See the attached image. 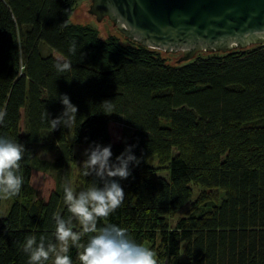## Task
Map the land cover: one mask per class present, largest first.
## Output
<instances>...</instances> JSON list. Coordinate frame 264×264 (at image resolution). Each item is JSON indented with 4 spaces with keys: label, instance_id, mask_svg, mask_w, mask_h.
Instances as JSON below:
<instances>
[{
    "label": "trees",
    "instance_id": "obj_1",
    "mask_svg": "<svg viewBox=\"0 0 264 264\" xmlns=\"http://www.w3.org/2000/svg\"><path fill=\"white\" fill-rule=\"evenodd\" d=\"M79 1L0 0V109L6 111L0 136L26 149L24 183L4 213L0 194V264H27L22 248L31 234L51 242L54 214L69 215L63 187L70 165L83 190L97 182L81 175L74 144H112L113 158L123 151L125 142L111 140L110 121L129 128L126 143L136 145L141 163L122 182L123 203L98 228L127 229L148 244L157 264H264V43L173 65L165 53L118 32L123 40L73 23ZM42 44L59 58L42 54ZM61 58L72 63L63 74L55 68ZM60 94L77 106V117L51 131L43 113L62 112ZM38 146L57 157L40 158ZM32 170L53 175L46 201L33 195ZM192 186L202 192L171 226L169 218L192 199ZM213 190L223 192L219 203L205 194ZM73 228L79 230L78 222ZM79 253L70 249L73 264H80Z\"/></svg>",
    "mask_w": 264,
    "mask_h": 264
},
{
    "label": "clouds",
    "instance_id": "obj_2",
    "mask_svg": "<svg viewBox=\"0 0 264 264\" xmlns=\"http://www.w3.org/2000/svg\"><path fill=\"white\" fill-rule=\"evenodd\" d=\"M70 52H77L75 42L71 43ZM55 68L63 74L72 68V63L61 58ZM57 100L62 105L58 116L50 118L46 110L43 113L51 131L67 128L77 117V106L67 94L57 95ZM5 116L6 111L0 109V124ZM115 139L121 140V137ZM135 147L125 141L123 151L113 158L112 144H89L83 152L81 175L94 176L97 182L79 191L64 185V203L69 215L65 218L60 213L54 214L55 231L51 242L44 235L26 237L22 251L27 256V264H48L49 260L53 264H73L69 255L72 248L80 249V264H157L154 252L132 239L127 229L114 224L97 227L98 220L109 217L125 199L122 182L141 163V157L134 152ZM25 151L22 143L0 136V194L5 199L15 197L21 191L24 179L19 169ZM74 221L78 222L79 230H74Z\"/></svg>",
    "mask_w": 264,
    "mask_h": 264
},
{
    "label": "water",
    "instance_id": "obj_3",
    "mask_svg": "<svg viewBox=\"0 0 264 264\" xmlns=\"http://www.w3.org/2000/svg\"><path fill=\"white\" fill-rule=\"evenodd\" d=\"M89 1L82 12L95 23L107 19L111 34L114 27L133 43L175 54H164L173 65L264 43V0Z\"/></svg>",
    "mask_w": 264,
    "mask_h": 264
},
{
    "label": "rangeland",
    "instance_id": "obj_4",
    "mask_svg": "<svg viewBox=\"0 0 264 264\" xmlns=\"http://www.w3.org/2000/svg\"><path fill=\"white\" fill-rule=\"evenodd\" d=\"M90 5V1L89 0H80L77 5L75 6V10L71 16V21L73 23H84V24H88L90 26H92L93 28H95L98 32L99 35L101 37H105L108 35H111V30L110 28H108L109 26H111L110 22L107 19H103L101 22L95 23L93 21V19L91 18V15L86 14L84 12H82L84 10L85 7ZM113 30L117 33L116 29L113 27ZM116 33H113V35H116ZM118 34V33H117ZM121 40L122 37H119ZM40 50L42 52V54H51L57 58H59V55L56 54L55 52H53L51 49H49L47 46L45 45H40ZM199 56H202V54H199ZM167 59L168 62H170L172 59L168 56L165 57ZM20 128H23V121H21L20 123ZM109 135L111 137V140L114 143H124L125 141H127V138L130 134V130L127 126H125V124L119 123V122H114V121H110L109 126ZM119 136L121 137V140H116L115 137ZM68 137H71L70 131H68ZM69 142H71V138H69ZM74 148V152L76 155V164L77 165H81V160L83 159V152L85 150V146L84 145H73ZM36 153L37 155L42 158V159H48V160H54L57 157V152H44L42 150H40L39 146L36 148ZM150 164L156 168H160L159 169V174L161 176H166V171L163 169V166L159 165L158 162L156 160H151ZM32 191H33V195L35 198L37 199H41L43 201H46L50 195V193L53 191L54 189V178L53 175L48 174V173H43L40 171H36V170H32L31 171V176H30V182H29ZM68 185H71L72 187H74L76 190H83V186L79 183V181L76 178V165H70L69 167V180L67 181ZM192 190H193V197L190 200V202H188L181 210H179L173 217L169 218V223L171 226L174 225V223L180 219L181 217H183V215H186L187 213H189V211H192L193 209V203H194V198L199 195L202 192V189L196 186H192ZM207 196L212 197L210 200L211 202H215V203H219L221 197L223 196V192L221 190H213L211 192L205 193ZM210 200H208L207 202H209ZM1 210L2 213H4L9 205H10V200L9 199H5L3 198V195L1 197ZM145 247H148L147 243H144ZM183 252L181 253V257L183 258ZM162 264H167L166 262L162 263Z\"/></svg>",
    "mask_w": 264,
    "mask_h": 264
}]
</instances>
